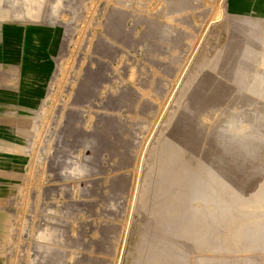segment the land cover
I'll return each mask as SVG.
<instances>
[{"label":"rangeland","instance_id":"374dc122","mask_svg":"<svg viewBox=\"0 0 264 264\" xmlns=\"http://www.w3.org/2000/svg\"><path fill=\"white\" fill-rule=\"evenodd\" d=\"M0 18L54 32L34 94L0 69V264H159L198 243L172 232L255 73L264 0H0ZM250 174L264 189V157ZM249 247L185 261L264 264Z\"/></svg>","mask_w":264,"mask_h":264},{"label":"bare ground","instance_id":"6f19581e","mask_svg":"<svg viewBox=\"0 0 264 264\" xmlns=\"http://www.w3.org/2000/svg\"><path fill=\"white\" fill-rule=\"evenodd\" d=\"M260 45L254 58L255 73L216 128L200 174L191 183V193L172 232V240L178 242L191 235L189 228L194 227L198 243L178 242L176 250L159 264H186V256L193 250H223L231 243L244 248L254 242L259 247L264 245L254 237L260 222L256 211L259 206L250 205L264 201V189L252 185L255 179L250 174L264 157V43Z\"/></svg>","mask_w":264,"mask_h":264},{"label":"crops","instance_id":"0c3cea01","mask_svg":"<svg viewBox=\"0 0 264 264\" xmlns=\"http://www.w3.org/2000/svg\"><path fill=\"white\" fill-rule=\"evenodd\" d=\"M53 41L54 32L47 26L0 22V69L18 64L22 93L32 95L39 88Z\"/></svg>","mask_w":264,"mask_h":264}]
</instances>
